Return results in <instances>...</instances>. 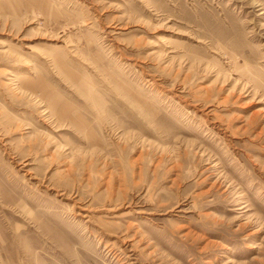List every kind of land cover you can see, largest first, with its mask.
Masks as SVG:
<instances>
[{
    "label": "rangeland",
    "instance_id": "rangeland-1",
    "mask_svg": "<svg viewBox=\"0 0 264 264\" xmlns=\"http://www.w3.org/2000/svg\"><path fill=\"white\" fill-rule=\"evenodd\" d=\"M0 264H264V0H0Z\"/></svg>",
    "mask_w": 264,
    "mask_h": 264
}]
</instances>
